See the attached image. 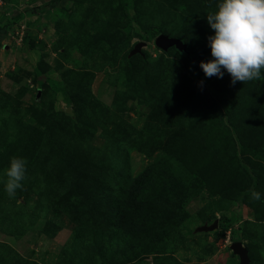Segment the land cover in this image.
<instances>
[{"label":"rangeland","instance_id":"374dc122","mask_svg":"<svg viewBox=\"0 0 264 264\" xmlns=\"http://www.w3.org/2000/svg\"><path fill=\"white\" fill-rule=\"evenodd\" d=\"M217 3L0 5V264H264V70L199 78Z\"/></svg>","mask_w":264,"mask_h":264},{"label":"clouds","instance_id":"9594fccd","mask_svg":"<svg viewBox=\"0 0 264 264\" xmlns=\"http://www.w3.org/2000/svg\"><path fill=\"white\" fill-rule=\"evenodd\" d=\"M207 23L214 34L207 37L212 58L199 63L205 77L222 78L228 73L232 85L260 79L264 70V0H218L216 10L207 14ZM5 175L4 191L11 197L22 187L26 160L12 157ZM251 197L260 200L261 194L252 191Z\"/></svg>","mask_w":264,"mask_h":264},{"label":"water","instance_id":"95a60500","mask_svg":"<svg viewBox=\"0 0 264 264\" xmlns=\"http://www.w3.org/2000/svg\"><path fill=\"white\" fill-rule=\"evenodd\" d=\"M145 44V42H139L135 45L132 53H138L141 51V47ZM155 44L163 51L168 50L171 47H175L177 50L186 51L187 50V43H185L181 38L170 36L166 33H160L155 37ZM217 221L214 225H216ZM231 248L234 253L238 254L240 258V264H248V256H247V249L243 245L241 241H234L231 244Z\"/></svg>","mask_w":264,"mask_h":264},{"label":"trees","instance_id":"16d2710c","mask_svg":"<svg viewBox=\"0 0 264 264\" xmlns=\"http://www.w3.org/2000/svg\"><path fill=\"white\" fill-rule=\"evenodd\" d=\"M6 1V0H5ZM145 31L147 32V33H149L151 36H153V37H156L157 35H159L161 32H160V30L156 27V26H151V27H149V28H147V29H145ZM175 37H177V36H175ZM182 39V38H181ZM185 43H187L184 39H182ZM188 43H187V50L186 51H180V50H177L175 47H171V48H174V49H176L180 54H182L183 56H185V57H188V59H189V61H188V64H187V66H186V71H187V73H188V67H189V63H190V59L193 57L194 58V64L197 62V60L199 59V57H200V54H197V53H193V54H190V52H189V48H188ZM170 49V48H169ZM196 66V65H195ZM197 67V66H196ZM198 68V67H197ZM199 69V68H198ZM199 71H201L202 72V70L201 69H199ZM202 74H203V72H202ZM188 75H189V73H188ZM203 78L202 77H199V78H201V79H205L206 77H205V75L203 74ZM196 77H198V76H196ZM227 220H229V219H227Z\"/></svg>","mask_w":264,"mask_h":264},{"label":"built area","instance_id":"2783aa9c","mask_svg":"<svg viewBox=\"0 0 264 264\" xmlns=\"http://www.w3.org/2000/svg\"><path fill=\"white\" fill-rule=\"evenodd\" d=\"M5 2V0H0V5H2Z\"/></svg>","mask_w":264,"mask_h":264}]
</instances>
